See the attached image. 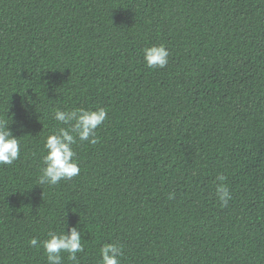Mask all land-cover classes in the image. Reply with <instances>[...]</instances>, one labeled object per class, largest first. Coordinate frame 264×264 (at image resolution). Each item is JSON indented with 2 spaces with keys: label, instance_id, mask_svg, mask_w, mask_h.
<instances>
[{
  "label": "trees",
  "instance_id": "trees-1",
  "mask_svg": "<svg viewBox=\"0 0 264 264\" xmlns=\"http://www.w3.org/2000/svg\"><path fill=\"white\" fill-rule=\"evenodd\" d=\"M160 44L169 63L149 69L142 49ZM98 107V143L73 145L79 174L37 184L54 111ZM10 117L0 264H47L28 241L65 224L78 264H100L105 243L120 264H264V0H0Z\"/></svg>",
  "mask_w": 264,
  "mask_h": 264
},
{
  "label": "clouds",
  "instance_id": "clouds-1",
  "mask_svg": "<svg viewBox=\"0 0 264 264\" xmlns=\"http://www.w3.org/2000/svg\"><path fill=\"white\" fill-rule=\"evenodd\" d=\"M143 61L149 69H162L169 63V51L163 45H152L142 49ZM28 105L33 102L25 97ZM54 119L59 125L53 133L46 137L44 149L46 154L42 158L40 175L37 184L55 186L63 180H71L80 172L79 165L75 160L76 153L73 145L77 142L89 144L98 143L97 129L107 119V110L98 107L95 110L78 108L73 110L56 109ZM14 121L10 117L0 118V165H12L20 155V141L13 135L10 124ZM22 127V126H21ZM219 182L216 189L217 200L221 207L228 205L232 199L231 192L224 183L226 177L217 176ZM174 193H169L172 199ZM67 232L60 233L51 231L47 233V239L38 240L31 238L29 246L42 247L46 255L47 264H62L61 253L67 254V259L73 264H78L77 253L84 251L81 233L76 226H67ZM100 264H120L123 255L122 246L114 243H105L99 250Z\"/></svg>",
  "mask_w": 264,
  "mask_h": 264
}]
</instances>
